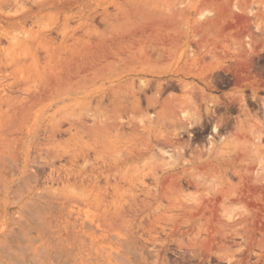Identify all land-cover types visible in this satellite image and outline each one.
Wrapping results in <instances>:
<instances>
[{
  "label": "rangeland",
  "instance_id": "obj_1",
  "mask_svg": "<svg viewBox=\"0 0 264 264\" xmlns=\"http://www.w3.org/2000/svg\"><path fill=\"white\" fill-rule=\"evenodd\" d=\"M255 51L264 0H0V264H264V130L180 152L139 106Z\"/></svg>",
  "mask_w": 264,
  "mask_h": 264
},
{
  "label": "flooded vegetation",
  "instance_id": "obj_2",
  "mask_svg": "<svg viewBox=\"0 0 264 264\" xmlns=\"http://www.w3.org/2000/svg\"><path fill=\"white\" fill-rule=\"evenodd\" d=\"M245 46L252 49L256 44ZM203 66L205 75L199 83L189 74L187 86L174 78L169 84L161 82L157 90L147 86L141 100L138 98L140 108L144 109L158 107V111H164L169 109L170 102L174 105L175 116L163 114L160 117L163 129L173 128L172 135L162 132L161 143L178 146L180 152H192L195 147L212 148L239 139L245 133L252 137L262 134L264 51L251 52L249 58L221 59H214L208 52ZM261 143L264 145V136Z\"/></svg>",
  "mask_w": 264,
  "mask_h": 264
},
{
  "label": "bare ground",
  "instance_id": "obj_3",
  "mask_svg": "<svg viewBox=\"0 0 264 264\" xmlns=\"http://www.w3.org/2000/svg\"><path fill=\"white\" fill-rule=\"evenodd\" d=\"M246 7V6H245ZM239 12H241V13H243L244 11H245V9L244 8H239V9H237ZM181 191V190H180ZM175 192V191H174ZM179 192V191H178ZM200 204V202L197 204V205H199Z\"/></svg>",
  "mask_w": 264,
  "mask_h": 264
}]
</instances>
